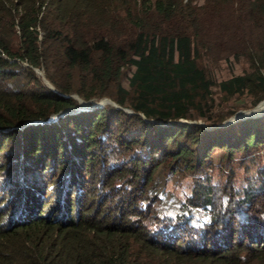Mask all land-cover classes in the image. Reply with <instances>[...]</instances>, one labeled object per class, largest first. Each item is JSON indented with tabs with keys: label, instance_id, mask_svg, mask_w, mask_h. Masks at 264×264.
<instances>
[{
	"label": "trees",
	"instance_id": "1",
	"mask_svg": "<svg viewBox=\"0 0 264 264\" xmlns=\"http://www.w3.org/2000/svg\"><path fill=\"white\" fill-rule=\"evenodd\" d=\"M263 96L264 0H0V264H264V110L225 122ZM160 165L189 204L152 207Z\"/></svg>",
	"mask_w": 264,
	"mask_h": 264
},
{
	"label": "rangeland",
	"instance_id": "2",
	"mask_svg": "<svg viewBox=\"0 0 264 264\" xmlns=\"http://www.w3.org/2000/svg\"><path fill=\"white\" fill-rule=\"evenodd\" d=\"M226 66L229 67V63L228 64L226 63ZM225 69H228V68L225 67ZM36 70L39 71L40 69L38 68ZM225 73H226V71H225ZM43 79L45 81H48L46 78H43ZM74 95H76L78 97V99L81 98L77 94H74ZM218 97L223 98V95L221 93H218ZM242 97H244V96H242ZM107 98H110V97L103 96V97H101L99 99H95V100H90V101L85 100V103H83V104L81 103L82 104L81 106H88L89 104L90 105L92 104V106H93L96 104H104L106 102H111ZM110 99L113 100L112 98H110ZM234 100H236V98L229 99V100H227V102L232 103V101H234ZM250 100H252V97L246 96V101L248 102ZM259 101H261V104L264 103V96L261 97L255 104L253 103V104L247 105V106H243L244 104H242L239 107H237L238 110L237 109L236 110L237 111H240V110L248 111L250 109H253ZM125 109L129 110L130 108H125ZM263 109L264 108H262L260 110H255L254 112H259ZM236 112L229 115L226 119L232 118V116ZM220 151L221 150L219 148H216L213 151L214 162H213V165L211 168L207 167V171H213L214 179H218V181L223 182L226 179V177H228V174H230V173H228V171L231 170L230 169L231 166H233L236 162H234V164L231 161L230 162H224L223 165H221L220 159H218L219 154L221 153ZM244 171H245V166L242 165V162L238 163L236 165L235 171L233 173V180H235L234 182H240L242 179H244ZM98 176H99V174L97 172L96 173L94 172V176L91 177V180L94 179V182L92 184V187H93L92 193L96 199L100 195H102L104 197L105 191H107L106 185H105V177H104V184H102L103 182L102 181L99 182ZM152 181L154 183V187L152 188L151 191H155V192H154V196L152 198L153 201H152L151 205L154 209H156V210H161L162 208L176 209L177 207H179L182 204H189V202L186 198L187 189H189L190 182H192V172H190L189 170H185L182 168H177V169L172 170L171 167L160 165L159 168L156 170L155 175L152 178ZM84 189L85 188L82 189L81 195L83 194ZM145 189H147V188H145ZM120 190H122V188L115 190L116 195L112 196L111 198L109 196V198L106 199L105 203L100 204V205H102V206H100V209H102V211H107V212L112 211L110 216L112 214H114V215L119 214V210H120L121 206L123 207V209H125V207L128 206V204L124 202V199H122L121 196L119 195ZM139 191L143 192L141 189ZM110 193H111V191H109V194ZM70 195H71V198L73 200H75V198H76L75 192L72 191L70 193ZM9 196H11V195H9V192L0 187V207L1 206L3 207V204L8 200ZM62 196H63L62 192H59V194L57 196L56 207H54V211H53L54 215L59 213L61 209L65 208L63 206V199H62L63 197ZM47 198H50V200H48L44 203V205H43L44 210L48 207V205H49L48 203L51 202L52 200H54L55 196H51V197L47 196ZM155 200H156V202H155ZM153 203H155V204H153ZM86 205L87 204H85V206ZM153 208H151V210ZM2 209L3 208L0 209V212ZM6 219H3L1 221L6 222Z\"/></svg>",
	"mask_w": 264,
	"mask_h": 264
},
{
	"label": "water",
	"instance_id": "3",
	"mask_svg": "<svg viewBox=\"0 0 264 264\" xmlns=\"http://www.w3.org/2000/svg\"><path fill=\"white\" fill-rule=\"evenodd\" d=\"M38 69V68H37ZM41 72V70H39ZM106 99V98H105ZM109 101H111L112 103L114 104H117L116 102H114L113 100H111L110 98H107ZM79 101H80V105L78 106H81L83 103H85V100H83L82 98H79ZM82 103V104H81ZM256 106V105H255ZM255 108V107H254ZM253 108V109H254ZM264 110V109H263ZM263 110L259 111V112H254L252 111V109L248 110V111H245V110H240V111H237L233 116L232 118L230 119H226L225 122H228V121H231V120H234V119H237V118H240V117H244V116H249V115H254L255 113H260L262 112ZM56 115H59V113L57 114H54V116Z\"/></svg>",
	"mask_w": 264,
	"mask_h": 264
}]
</instances>
